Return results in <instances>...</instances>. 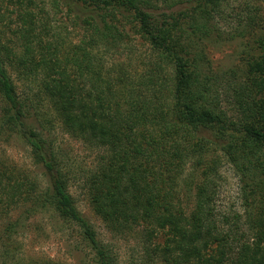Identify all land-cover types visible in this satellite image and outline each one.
I'll list each match as a JSON object with an SVG mask.
<instances>
[{
    "label": "trees",
    "instance_id": "1",
    "mask_svg": "<svg viewBox=\"0 0 264 264\" xmlns=\"http://www.w3.org/2000/svg\"><path fill=\"white\" fill-rule=\"evenodd\" d=\"M65 1L85 25L78 43L37 32L33 0L14 2L24 27L13 45L0 31V134L20 137L45 178L0 166V233L22 229L19 207L26 221L50 212L81 230L96 264H117L78 209L77 180L111 233L140 228L150 263L264 264V0L239 13L262 53L223 95L204 44L221 41L231 0ZM127 28L149 49L140 71L106 59ZM9 68L36 86L33 99H22ZM51 113L95 152L92 166L75 172L58 156L43 129ZM227 164L241 211L216 207ZM183 189L194 195L181 198Z\"/></svg>",
    "mask_w": 264,
    "mask_h": 264
},
{
    "label": "rangeland",
    "instance_id": "2",
    "mask_svg": "<svg viewBox=\"0 0 264 264\" xmlns=\"http://www.w3.org/2000/svg\"><path fill=\"white\" fill-rule=\"evenodd\" d=\"M15 0H0L1 33L10 39L13 45L17 35L24 27L18 5ZM255 3L253 0H231L227 15L219 19V29L222 39L219 43L204 44V51L212 68L218 73L219 91L223 95L227 85L247 79L249 64L258 60L262 51L257 43V37H250L245 32V23L240 17V8L244 3ZM259 5V4H258ZM264 9V6L261 5ZM33 9L39 14L41 22L37 32L48 33V38L60 36L66 42L78 43L87 35L85 25L77 15L68 8L65 0H33ZM128 36L118 49L106 53V59L111 63H126L130 69L140 71L141 62L148 55L145 41L127 28ZM261 32L259 33V35ZM118 50V51H117ZM129 58L134 59L130 63ZM10 73L17 83L18 93L22 99H33L37 94L34 85L17 80L12 68ZM29 84V85H28ZM0 99V108H1ZM48 111V108H44ZM51 116L52 113L50 114ZM50 116L47 115V118ZM52 125H45L44 132L58 150V156L75 172L87 169L96 160V154L90 148L76 141L67 134L63 127L54 119ZM38 126V122H36ZM42 129V130H43ZM0 166H6L17 171H29L35 178L39 175V183L44 185L45 178L41 169L35 167L28 145L15 134H0ZM191 171L188 168L189 174ZM231 166L222 168V181L216 198V207L224 210L241 211V195L239 181ZM75 181L70 191L74 196L78 209L92 224L98 238L112 249L117 264H153L144 250L140 238V228L132 233H111L103 220L92 210L86 190ZM188 190L181 192V198L187 199ZM191 196L193 192H189ZM24 207V206H23ZM19 209L12 214L13 220L22 219V229L8 235L0 233V264H28L31 261L52 262L55 264H96L95 254L82 236L81 230L73 225L63 223L50 212H39L30 221H26L25 210ZM18 218V219H19ZM8 220L5 223H10ZM4 224V222H1ZM6 225V224H5ZM4 226V225H3ZM2 238V239H1ZM159 264V263H158Z\"/></svg>",
    "mask_w": 264,
    "mask_h": 264
}]
</instances>
